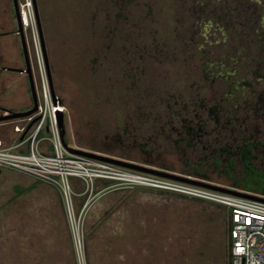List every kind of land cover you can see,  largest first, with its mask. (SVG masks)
<instances>
[{"label": "rangeland", "instance_id": "rangeland-1", "mask_svg": "<svg viewBox=\"0 0 264 264\" xmlns=\"http://www.w3.org/2000/svg\"><path fill=\"white\" fill-rule=\"evenodd\" d=\"M30 2L32 34L29 28L25 34L37 93L45 87L52 94L53 88L64 102L69 146L108 149L107 138L126 139L129 133L133 136L125 143L137 137L138 144L148 142L152 150L156 118L164 122L173 113L181 119L187 101L191 106L200 102L207 118L211 112L221 124H230L224 136L232 150H240L245 138L260 139L264 0ZM238 82L240 89L234 90ZM16 123H0V137L6 138ZM169 131L157 140L160 146L154 145L158 160L151 156L146 162L158 167L160 162L182 174L188 167L176 154L169 155L174 151ZM114 151L145 162L146 155L138 149ZM261 151L264 154V147ZM236 157L231 170L222 163L218 171L204 173L221 184L239 183L244 166L241 155ZM254 165L262 162L255 159ZM10 186L0 178L1 192ZM61 199L55 250L38 248L48 246L42 243L47 236L34 237L39 243L30 246L36 249L32 253L22 251V241L16 244L18 251L11 250L0 232V264H229L228 213L208 201L160 190L109 188L98 190L85 212L70 216ZM78 230L80 247L74 234Z\"/></svg>", "mask_w": 264, "mask_h": 264}, {"label": "built area", "instance_id": "built-area-1", "mask_svg": "<svg viewBox=\"0 0 264 264\" xmlns=\"http://www.w3.org/2000/svg\"><path fill=\"white\" fill-rule=\"evenodd\" d=\"M31 3L24 0L20 4L24 28L32 24ZM38 98L37 113L14 121L17 122L14 133L19 137L16 143L7 145L0 138V169L23 173L55 187L70 216L76 211L79 215L85 212L96 198L100 181L110 184L105 189L160 190L208 201L228 212L230 264H264V202L72 154L63 143L58 121V111L65 112L66 106L58 96L55 105L51 92L45 87L40 90ZM74 179L82 181L84 189L81 193L75 192ZM77 196L83 198L80 207L76 206ZM74 234L77 247L82 246L79 230Z\"/></svg>", "mask_w": 264, "mask_h": 264}, {"label": "crops", "instance_id": "crops-1", "mask_svg": "<svg viewBox=\"0 0 264 264\" xmlns=\"http://www.w3.org/2000/svg\"><path fill=\"white\" fill-rule=\"evenodd\" d=\"M25 68L24 53L15 14L14 0H0V107L11 111L24 112L33 105L28 76L21 70ZM13 123V122H11ZM10 126V125H8ZM6 138L0 137L5 144L14 145L18 135L8 131ZM10 136V137H8ZM11 183L5 193L0 191V232L11 250H19L22 241V251L32 253L31 245L38 242L34 237L42 236L45 246L37 245L43 251L55 250L56 235L61 228L62 199L60 192L33 177L12 170L0 169V178ZM75 192L84 189L82 181H72ZM98 189L104 190L110 184L98 182ZM83 198L76 197L79 207ZM25 236L19 239L20 236ZM45 240V242H44ZM17 244V245H16ZM29 246L27 249L25 246ZM36 246V247H37ZM39 249V250H40ZM53 250V251H54ZM52 251V252H53Z\"/></svg>", "mask_w": 264, "mask_h": 264}, {"label": "flooded vegetation", "instance_id": "flooded-vegetation-1", "mask_svg": "<svg viewBox=\"0 0 264 264\" xmlns=\"http://www.w3.org/2000/svg\"><path fill=\"white\" fill-rule=\"evenodd\" d=\"M235 89L238 90L240 89V87L234 85V90ZM232 102L235 103L234 110H237L238 104H236L237 100L235 99V97H233ZM200 104H201L200 102L198 103L193 102L191 106L187 101V104L184 105L185 106L184 111L186 114L185 115L180 114L182 118L179 120L174 117L173 113H170L171 115L167 116V120H168L167 126L169 127L167 129L170 130L168 134V138H169L168 140H170V144L172 145L171 147L174 150V151H168L169 155L174 156L176 154V158H179L178 160L180 162L182 161L183 162L182 164H184V166L187 167L189 165V163H187L189 161V157H191L192 159L193 158L199 159L203 164V168L201 170V174H199V176H196L195 178L204 179L212 184H217L229 188H236L238 190L245 191L255 196L264 198V159L261 157L259 158L260 155H264L262 153L263 151H261V148L264 147V141H260L261 138L262 140L264 139L263 138L264 132H262L261 136H258V138H260L259 140L253 141L251 140V138H245V140H243V144L240 150L238 149L232 150L226 136H224L225 135L224 130H226L225 128H228L227 126H229L230 124L227 126L221 124L217 119L213 118L211 112L209 114V117L207 118L206 116H204V113L201 112L199 108ZM193 109L196 110L197 112L194 113L193 115H190V113L195 112L193 111ZM1 112L2 110L0 107V113ZM246 118L248 119L251 117L250 115H248ZM229 123H231V121H229ZM234 128L236 130L239 127H236L234 125ZM174 133H176L177 135L176 137L174 136ZM131 136L133 135L128 133L126 139L112 140L110 138H107L108 142L106 145L108 149H99L92 151L123 158L122 155H116L114 149H121L122 151L124 150V152H126V149L132 147L133 149L140 150L142 152V155L144 156L146 155V158H144L143 160L145 162H141V163L147 164L149 166L157 167L163 170H169L172 172L176 171L173 170V168L166 169V168L158 167L155 164L153 165L154 161L151 160L149 162H146L148 160L147 157L150 158L152 156L156 160H158V158L160 157V155L155 154L153 150L157 147L158 144L157 137L156 138L153 137L152 139L153 141L152 140L150 141L151 145L153 146V149L149 150L148 142L138 144V140L136 139L137 137H135V139L131 141V144L125 143L132 138ZM176 140H179V142H177ZM187 140H189L192 143V145H189ZM237 155H241L240 163L244 166L243 169L244 179H242L239 183H237L236 181L233 184H231V186H228L226 184H221L220 182H216L215 180H213L211 177L207 176V174L204 173V171H208V172L218 171V168L221 167L222 163H225L228 166L225 169L226 171L231 170L232 167H234L236 161H238L236 157ZM124 159L136 161L133 159H129L126 156L124 157ZM255 159L256 161L257 159L260 160V163L262 162V165L260 167H256L254 165Z\"/></svg>", "mask_w": 264, "mask_h": 264}, {"label": "water", "instance_id": "water-1", "mask_svg": "<svg viewBox=\"0 0 264 264\" xmlns=\"http://www.w3.org/2000/svg\"><path fill=\"white\" fill-rule=\"evenodd\" d=\"M14 7H15V14H16L17 25H18V34L21 37L22 48H23V53H24V60H25V68L22 69L21 71L24 72L28 76V80H29V84L31 88V95L33 99V105L29 110L24 111V112L11 111L5 108H1L2 112L0 113V123L11 122V121H15L18 119L30 117L34 115L35 113H37L39 109V98H38V93H37V88H36V83H35V78H34V72L31 66V60H30L29 48H28V43H27L26 34H25V28L22 22L19 0H14ZM36 19H37V23L40 29L41 26H40V19H39L37 7H36ZM52 95H53V99L56 105L57 96L53 88H52ZM58 121H59V127L61 130V136L63 139V143L66 149L72 154L82 156V157H87L90 159L99 160V161H104V162H107V163H110L116 166L155 175L158 177H163V178H167V179H171V180H175L179 182H184V183L204 187V188H208L211 190H215V191H219V192H223L227 194H232V195L242 197V198L264 202V198L255 196L251 193L241 191L236 188H229V187H225V186H221L217 184H212L209 181H206L200 178H195L194 176L183 175V174H179L176 172H171L169 170H163L157 167L149 166L147 164L138 163L136 161H132V160H128V159H124L120 157L110 156V155L103 154L100 152L85 150L82 148H73L69 146V144L65 140L66 126H65L64 112L58 111Z\"/></svg>", "mask_w": 264, "mask_h": 264}, {"label": "trees", "instance_id": "trees-1", "mask_svg": "<svg viewBox=\"0 0 264 264\" xmlns=\"http://www.w3.org/2000/svg\"><path fill=\"white\" fill-rule=\"evenodd\" d=\"M262 23H264V18H263V20H262ZM262 26H263V24H262ZM29 32L32 34V28L31 27H29ZM202 36H204L205 38H206V34H204V35H202ZM257 38H258V40L260 41V35H258L257 36ZM241 52V51H240ZM226 74L228 75V76H231V74L230 73H227L226 72ZM215 78V77H214ZM236 86L237 87H240V83L238 82L237 84H236ZM62 103H63V105H64V102L62 101ZM191 103H193V102H191ZM167 122H168V120H167V118L165 117V121L163 122V117H159L158 116V118H156V122H155V124L153 125V128H152V130H153V137H157V140L159 139V138H162V137H166L167 136V133H166V129L167 128H169L168 126H167ZM180 124V123H179ZM194 130V129H193ZM174 136L176 137L177 135H176V133H174ZM65 140H66V138H65ZM160 140V139H159ZM177 142H179V140H176ZM182 141V140H181ZM180 141V142H181ZM184 141V140H183ZM66 142H67V140H66ZM186 142V141H185ZM187 142L189 143V145H192V143L189 141V140H187ZM68 143V142H67ZM192 160V158L191 157H189V161L187 162V163H189V165H188V168H184V169H181V173L183 174V175H189V176H194V177H196V176H199V174H201V170H202V168H203V164H202V162L199 160V159H197V158H195V161H191ZM191 161V162H190ZM158 164H160L159 166L161 167V168H166V169H172L171 167H168L167 165H164V164H162V163H158ZM222 208V207H221ZM227 211V210H226ZM228 213V212H227ZM229 248V247H228ZM228 263L230 264V260L228 261Z\"/></svg>", "mask_w": 264, "mask_h": 264}]
</instances>
